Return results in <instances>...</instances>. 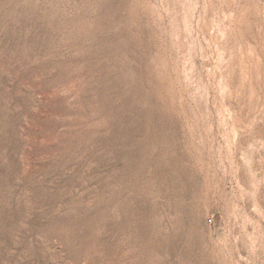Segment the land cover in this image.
Returning <instances> with one entry per match:
<instances>
[{"label": "rangeland", "instance_id": "obj_1", "mask_svg": "<svg viewBox=\"0 0 264 264\" xmlns=\"http://www.w3.org/2000/svg\"><path fill=\"white\" fill-rule=\"evenodd\" d=\"M0 264H264V0H0Z\"/></svg>", "mask_w": 264, "mask_h": 264}, {"label": "built area", "instance_id": "obj_2", "mask_svg": "<svg viewBox=\"0 0 264 264\" xmlns=\"http://www.w3.org/2000/svg\"><path fill=\"white\" fill-rule=\"evenodd\" d=\"M212 222V221H211Z\"/></svg>", "mask_w": 264, "mask_h": 264}]
</instances>
